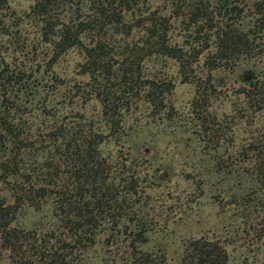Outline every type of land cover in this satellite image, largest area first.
I'll return each instance as SVG.
<instances>
[{"label":"rangeland","instance_id":"obj_1","mask_svg":"<svg viewBox=\"0 0 264 264\" xmlns=\"http://www.w3.org/2000/svg\"><path fill=\"white\" fill-rule=\"evenodd\" d=\"M142 1L146 25L151 20L165 30L167 41L180 49L187 65L182 73L172 56L153 52L140 61L134 81L124 85L119 76L103 79L112 90L125 86L115 101L118 111L111 116L103 113L92 78L80 70L74 54L47 66L39 25L24 14L32 0L0 4V18L11 23L12 31L16 18L22 22L17 34L0 32V65L11 61L10 66L23 67L25 73L33 70L26 76L30 93L21 95L24 119L41 126L42 106L60 117L78 112L106 134L101 146L113 170L125 169L137 177L135 193L116 185V194L126 196L127 209L117 224L134 228L141 220L147 225L146 240L139 247L176 263L189 238L207 236L222 243L227 264H264V184L249 173L254 155L244 149L248 143L264 142V111L245 108L240 92L242 73L264 77V30L256 26V0H225V9L218 12L217 0H202L213 11L209 19L192 17V6L199 0ZM229 27L252 30L250 50L219 59L214 35ZM131 30L135 41L144 26ZM151 88L159 101H150L154 93L146 91ZM112 119L117 123L111 124ZM2 193L10 198L0 183ZM131 210L140 216L130 217ZM53 212L47 198L39 207L23 206L16 222L24 229L52 231L56 238L64 231ZM106 233L98 231L92 245L79 248L78 264H111L113 256L124 253L127 233L115 235L110 245L103 243ZM1 253L0 264H7V251Z\"/></svg>","mask_w":264,"mask_h":264},{"label":"trees","instance_id":"obj_2","mask_svg":"<svg viewBox=\"0 0 264 264\" xmlns=\"http://www.w3.org/2000/svg\"><path fill=\"white\" fill-rule=\"evenodd\" d=\"M4 3L6 0H0V4ZM140 3V0H32L24 13L39 25L37 35L43 55L48 58L47 66L74 54L80 70L92 78L93 92L108 116L118 111L115 101L125 86L112 90L104 86L103 79L119 76L124 85L134 81L139 76L140 61L153 52L172 56L182 73L187 65L180 49L167 41L165 30H158L151 20L146 25L148 16L143 14ZM224 3L225 0H217V12L225 9ZM255 11L256 26L264 30V0H256ZM190 13L194 19L213 16L202 0L194 3ZM18 18L13 31L11 23H3L0 18V32L17 34L22 25ZM135 25H143L144 30L134 41L131 29ZM214 36V54L219 59L249 51L253 39L252 30L230 27L216 30ZM2 61L0 183L10 198L0 194V256L2 250L7 251V264H78L79 248L92 245L96 233L105 230L106 245L113 243L121 231L127 233L124 253L115 254L111 264H227L222 243L207 236L189 238L176 263L168 262L162 253L139 247L146 240L147 225L139 220L134 228L128 224L119 226L117 218L127 211L126 196L116 194V185H121L128 194L135 193L137 177L125 169L113 170L109 154L101 146L106 134L93 129L90 120L81 113L60 117L45 106L39 110L43 117L41 126H31L24 119L26 104L22 96L26 98L30 93L26 76L33 70L25 73V68ZM115 69L118 70L113 74ZM241 76L245 82L240 85L245 108L264 111V77L248 72ZM152 89L146 91L148 95L154 93ZM155 98L159 97L154 93L149 99ZM110 122L117 123L115 119ZM113 131L110 128L111 135ZM244 149L254 155L249 173L264 184V142L248 143ZM47 198L64 231L56 238H52V231L24 229L16 222L17 212L23 206L39 207ZM132 216L140 214L131 210Z\"/></svg>","mask_w":264,"mask_h":264}]
</instances>
